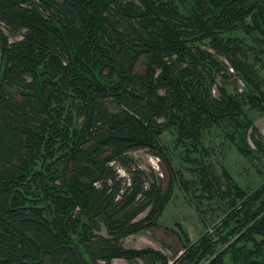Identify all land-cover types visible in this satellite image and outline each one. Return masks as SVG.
Here are the masks:
<instances>
[{
	"label": "trees",
	"instance_id": "16d2710c",
	"mask_svg": "<svg viewBox=\"0 0 264 264\" xmlns=\"http://www.w3.org/2000/svg\"><path fill=\"white\" fill-rule=\"evenodd\" d=\"M263 71L264 0H0V264H169L121 240L158 227L178 183L224 212L196 241L181 225L178 264H264V180L245 187L224 167L223 182L204 158L215 128L264 155L248 143ZM140 148L165 162L166 189L129 154Z\"/></svg>",
	"mask_w": 264,
	"mask_h": 264
},
{
	"label": "rangeland",
	"instance_id": "374dc122",
	"mask_svg": "<svg viewBox=\"0 0 264 264\" xmlns=\"http://www.w3.org/2000/svg\"><path fill=\"white\" fill-rule=\"evenodd\" d=\"M2 28L9 35V39L12 42L21 39V35L14 36L6 26L3 25ZM144 63V58H140L136 69L141 71ZM262 74L264 76V71ZM237 80V87L239 91H242L245 88V83L241 79ZM220 85L221 78H219L218 85L214 87V94L217 96L220 95ZM252 117L255 129L250 128L248 143L251 148L257 151L258 147L255 138H258L264 144V113L253 112ZM160 121H163V119H160ZM219 133L218 128H215L208 134L207 148H209L207 149L208 153L205 151L204 154L205 162L214 165L223 182L226 181L223 175V168L225 167L242 186L253 188L260 184L264 180V155L262 156L261 154V156L252 159L246 158L240 154L232 142L221 138ZM175 137L176 133L173 129H168L163 134V140L170 146V155L175 166L181 170L185 178L191 180L193 170L187 168L191 164L187 161L188 156L186 153L175 145ZM129 154L135 158L148 175L156 177L163 190L166 189L169 177L168 169L159 156L147 148L132 150ZM184 156H187L186 160ZM198 156H201V154ZM119 171L122 176H127L124 169L120 168ZM199 198L196 197V199ZM202 202L204 206L200 211L196 209L189 192L178 183L170 202L159 219L160 225L128 235L122 238V244L128 248H154L167 255L169 264H178L179 256L182 254L184 246L181 237L183 236L181 225L187 231L191 241H196L207 229L211 230L212 225L224 215L223 210L216 203L217 201L206 197L202 198ZM148 211L149 207L139 214L136 220L144 218ZM98 233L108 236L104 226ZM112 262L113 264H144L142 259L129 261L125 258H114ZM101 263L104 262L101 261Z\"/></svg>",
	"mask_w": 264,
	"mask_h": 264
}]
</instances>
